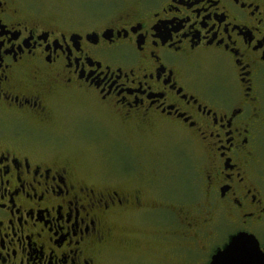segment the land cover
Here are the masks:
<instances>
[{
	"label": "flooded vegetation",
	"instance_id": "af4514ba",
	"mask_svg": "<svg viewBox=\"0 0 264 264\" xmlns=\"http://www.w3.org/2000/svg\"><path fill=\"white\" fill-rule=\"evenodd\" d=\"M79 6L0 0V264H109L114 224L159 227L149 215L164 207L179 241L155 229L159 264L171 249L204 264L211 246L210 264L238 233L264 255V0ZM95 122L196 148L202 205L160 196L140 143L137 166L79 172L65 143L102 140Z\"/></svg>",
	"mask_w": 264,
	"mask_h": 264
},
{
	"label": "rangeland",
	"instance_id": "374dc122",
	"mask_svg": "<svg viewBox=\"0 0 264 264\" xmlns=\"http://www.w3.org/2000/svg\"><path fill=\"white\" fill-rule=\"evenodd\" d=\"M89 1L44 0L48 9H55L57 7L62 12H67L66 14L79 12V5ZM97 125H99V129L95 128ZM100 129H102L105 137L97 143L85 142L80 139L68 140L70 137H68L65 143L64 148L69 150L70 159L79 161V166L81 165V170H78L79 172L84 174L95 172V174L102 175L107 174L111 170L119 171V169L129 168L132 164L137 166V162L144 160L142 155L139 156L138 146L136 145L140 143L147 148V153H154L158 157V169L160 173L158 181L161 186L160 196L165 197L170 195V197L184 200L187 202L184 206L187 209L194 206L197 207V202V204H201L203 195L200 192V174L196 168V163L198 162L196 148L183 141L180 143L177 141L175 134L162 136L150 133V136H146L147 138L140 140L136 136L130 135L129 131L124 136V133L111 123L104 126L95 122L93 130L100 131ZM106 149L111 151V158L106 157ZM155 181L157 182V178ZM164 208L149 215L151 224L161 225L156 228L149 224L129 219H121L114 224L113 237L111 239V247L113 248L109 264H127V262L129 264H140V261H153L159 264L161 261H164L154 253L155 250L161 249L158 239H155L153 235L155 229L161 230L160 235L165 236L168 240L179 241V238L175 240L173 239V235L169 237L165 232V224L172 217L170 216V210L167 207ZM183 239L191 240V238ZM211 249V246H206L201 252L204 264H206ZM187 252V264H199V254L191 250ZM182 260L180 250L177 249L176 254L175 249H171L168 264H181Z\"/></svg>",
	"mask_w": 264,
	"mask_h": 264
},
{
	"label": "water",
	"instance_id": "95a60500",
	"mask_svg": "<svg viewBox=\"0 0 264 264\" xmlns=\"http://www.w3.org/2000/svg\"><path fill=\"white\" fill-rule=\"evenodd\" d=\"M258 249L257 240L238 233L223 248L217 249L210 264H264V255Z\"/></svg>",
	"mask_w": 264,
	"mask_h": 264
}]
</instances>
